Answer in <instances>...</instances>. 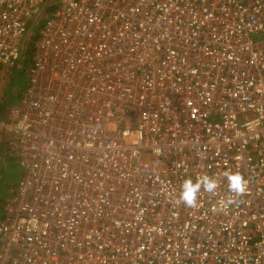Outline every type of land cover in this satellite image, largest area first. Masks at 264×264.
Returning a JSON list of instances; mask_svg holds the SVG:
<instances>
[{
    "label": "built area",
    "instance_id": "1",
    "mask_svg": "<svg viewBox=\"0 0 264 264\" xmlns=\"http://www.w3.org/2000/svg\"><path fill=\"white\" fill-rule=\"evenodd\" d=\"M39 17L0 117V264H264V0H0V64Z\"/></svg>",
    "mask_w": 264,
    "mask_h": 264
},
{
    "label": "clouds",
    "instance_id": "2",
    "mask_svg": "<svg viewBox=\"0 0 264 264\" xmlns=\"http://www.w3.org/2000/svg\"><path fill=\"white\" fill-rule=\"evenodd\" d=\"M223 176L227 180V188L232 194L227 200L218 201V210L223 211L234 203V197H242L247 191V181L239 172L225 171ZM219 187V181L207 174L197 176L195 180L188 177L183 180L178 200L186 208L194 209L198 204V197L203 191L215 195Z\"/></svg>",
    "mask_w": 264,
    "mask_h": 264
},
{
    "label": "rangeland",
    "instance_id": "3",
    "mask_svg": "<svg viewBox=\"0 0 264 264\" xmlns=\"http://www.w3.org/2000/svg\"><path fill=\"white\" fill-rule=\"evenodd\" d=\"M28 36L27 40L30 39L29 32L30 26H28ZM25 46V45H24ZM23 58V57H22ZM20 58L17 62V65L14 68H11L8 64H5L3 67H0V99H3L4 95H8V92L12 91L11 100H15L16 92H21L25 84V72H26V63ZM28 68V67H27ZM14 103V102H13ZM7 159V158H6ZM147 159V156L146 158ZM4 175L2 178V173L0 171V205L3 200L9 195V191L17 182V177L20 172V167L12 159L4 160Z\"/></svg>",
    "mask_w": 264,
    "mask_h": 264
},
{
    "label": "trees",
    "instance_id": "4",
    "mask_svg": "<svg viewBox=\"0 0 264 264\" xmlns=\"http://www.w3.org/2000/svg\"><path fill=\"white\" fill-rule=\"evenodd\" d=\"M51 8H52V6H50V4H45L44 6H43V8H42V12H43V14L44 15H48L50 12H51ZM44 20H45V18L44 17H42V18H37L35 21H34V23H33V25H31L30 26V32H29V35H30V39L29 40H27L26 42H25V46H24V49H23V58H22V60H24L25 61V63H26V66L28 67L29 65H30V63H31V57L33 56L32 55V41L35 39V37L37 36V32H38V29L40 28V26L42 25V23L44 22ZM16 62H19L18 60L16 61ZM12 67H13V65H12ZM15 67V66H14ZM13 67V68H14ZM25 79H26V75H25ZM1 110H0V117L2 116V111H3V107L2 108H0ZM6 156V158L4 157V158H2V160L0 161V171H1V173H2V178H3V175H4V160H13L14 161V158L12 157V156H10V155H5ZM15 163H16V161H15ZM17 164V163H16ZM18 176H19V174H18ZM0 182H2V179H1V181Z\"/></svg>",
    "mask_w": 264,
    "mask_h": 264
},
{
    "label": "crops",
    "instance_id": "5",
    "mask_svg": "<svg viewBox=\"0 0 264 264\" xmlns=\"http://www.w3.org/2000/svg\"><path fill=\"white\" fill-rule=\"evenodd\" d=\"M17 65V62H14L13 63V67L14 66H16ZM4 65L3 64H0V67H3ZM12 66H11V68H13ZM26 71H27V67H26ZM25 75H26V72H25ZM26 82V81H25ZM25 85V84H24ZM23 90H24V87L22 88V90H21V92L19 93V91H17L16 92V98H14L15 100H11V96L10 97H8V95L9 94H12V91H10V93L8 92V95H4V97H3V99H0V108H4L3 109V113H2V116H1V118H3L4 116H5V110L7 109V107L9 106V105H11V104H13V102L15 103L16 101H17V99L20 97V95L22 94V92H23ZM1 110V109H0ZM6 158V156L4 155L3 156V158ZM14 162H15V159H14ZM17 163V162H16ZM20 173V172H19ZM18 178V177H17ZM15 186V185H14ZM13 186V187H14ZM13 188H11V190H12ZM11 190L9 191V192H11ZM2 204V203H1ZM0 212H1V205H0Z\"/></svg>",
    "mask_w": 264,
    "mask_h": 264
}]
</instances>
